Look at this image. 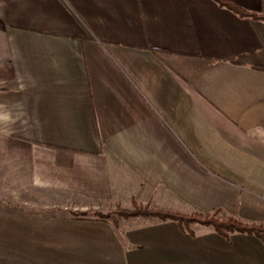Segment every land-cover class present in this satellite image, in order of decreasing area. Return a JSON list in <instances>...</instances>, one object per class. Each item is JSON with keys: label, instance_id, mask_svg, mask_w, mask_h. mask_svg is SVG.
Here are the masks:
<instances>
[{"label": "crops", "instance_id": "obj_1", "mask_svg": "<svg viewBox=\"0 0 264 264\" xmlns=\"http://www.w3.org/2000/svg\"><path fill=\"white\" fill-rule=\"evenodd\" d=\"M135 202L264 223V20L214 0H0V264H264L253 234L32 208Z\"/></svg>", "mask_w": 264, "mask_h": 264}, {"label": "trees", "instance_id": "obj_2", "mask_svg": "<svg viewBox=\"0 0 264 264\" xmlns=\"http://www.w3.org/2000/svg\"><path fill=\"white\" fill-rule=\"evenodd\" d=\"M220 6L226 7L241 17L250 19L264 20V14L255 13L244 7L228 0H214ZM156 216L160 219H171L178 222L181 226H188L191 223H200L210 225L214 230L223 236L228 237L231 233H247L258 237L264 244V223L245 221L233 215H222L220 209H213L206 213L190 212L183 213L170 210H159L150 208L141 203H134L130 209L117 207L114 211L102 213L97 212L95 215H88L86 212L77 211L72 213L71 217L77 219H98L109 222L113 227L118 226V217L130 216Z\"/></svg>", "mask_w": 264, "mask_h": 264}, {"label": "rangeland", "instance_id": "obj_3", "mask_svg": "<svg viewBox=\"0 0 264 264\" xmlns=\"http://www.w3.org/2000/svg\"><path fill=\"white\" fill-rule=\"evenodd\" d=\"M4 192H7V191H4ZM9 202H12L14 204H21L22 206L23 205L26 206L25 204H23L21 201H18V200H10ZM32 208L35 209L37 214H41V213L43 214L46 210H48L46 212V215L51 214V213L53 215H55V214L59 215L61 213H64L66 215L69 214V216H71L72 213L77 212V211L86 212V213H88V215L92 216V215H95L97 212L107 213V212L114 211L116 209V208H113V209H109L108 210V209H104V208H101V207H89V208H87L85 210H74V209H71V207H70V208H67V210H62V209H60L58 207L43 208L38 203H37L36 206H33ZM119 208H121V207H119ZM124 209H130V208H124ZM118 218H120V217H118Z\"/></svg>", "mask_w": 264, "mask_h": 264}]
</instances>
